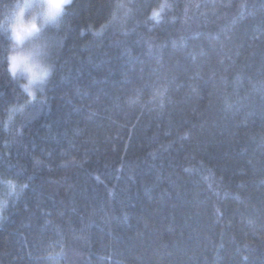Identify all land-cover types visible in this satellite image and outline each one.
Masks as SVG:
<instances>
[{"label":"trees","instance_id":"16d2710c","mask_svg":"<svg viewBox=\"0 0 264 264\" xmlns=\"http://www.w3.org/2000/svg\"><path fill=\"white\" fill-rule=\"evenodd\" d=\"M55 38L42 96L0 73V264H264V0H73Z\"/></svg>","mask_w":264,"mask_h":264},{"label":"clouds","instance_id":"9594fccd","mask_svg":"<svg viewBox=\"0 0 264 264\" xmlns=\"http://www.w3.org/2000/svg\"><path fill=\"white\" fill-rule=\"evenodd\" d=\"M73 0H0V73L27 96H42L56 71V34Z\"/></svg>","mask_w":264,"mask_h":264},{"label":"snow or ice","instance_id":"6c2138e0","mask_svg":"<svg viewBox=\"0 0 264 264\" xmlns=\"http://www.w3.org/2000/svg\"><path fill=\"white\" fill-rule=\"evenodd\" d=\"M122 5H117V7H121ZM8 184L11 186V181H8Z\"/></svg>","mask_w":264,"mask_h":264},{"label":"rangeland","instance_id":"374dc122","mask_svg":"<svg viewBox=\"0 0 264 264\" xmlns=\"http://www.w3.org/2000/svg\"><path fill=\"white\" fill-rule=\"evenodd\" d=\"M116 13V12H115Z\"/></svg>","mask_w":264,"mask_h":264}]
</instances>
